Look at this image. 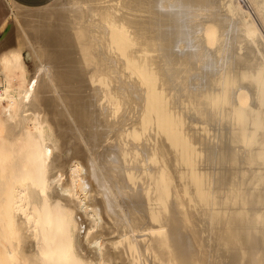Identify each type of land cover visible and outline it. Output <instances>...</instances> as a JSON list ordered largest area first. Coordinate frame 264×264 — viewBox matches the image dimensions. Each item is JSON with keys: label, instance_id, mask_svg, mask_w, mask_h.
<instances>
[{"label": "bare ground", "instance_id": "1", "mask_svg": "<svg viewBox=\"0 0 264 264\" xmlns=\"http://www.w3.org/2000/svg\"><path fill=\"white\" fill-rule=\"evenodd\" d=\"M0 23V264H264V0Z\"/></svg>", "mask_w": 264, "mask_h": 264}, {"label": "crops", "instance_id": "2", "mask_svg": "<svg viewBox=\"0 0 264 264\" xmlns=\"http://www.w3.org/2000/svg\"><path fill=\"white\" fill-rule=\"evenodd\" d=\"M17 1L19 2L21 1L22 3L31 4V5H38V4H43L49 0H17Z\"/></svg>", "mask_w": 264, "mask_h": 264}, {"label": "rangeland", "instance_id": "3", "mask_svg": "<svg viewBox=\"0 0 264 264\" xmlns=\"http://www.w3.org/2000/svg\"><path fill=\"white\" fill-rule=\"evenodd\" d=\"M7 24H4V23H0V36L5 32L7 31Z\"/></svg>", "mask_w": 264, "mask_h": 264}]
</instances>
